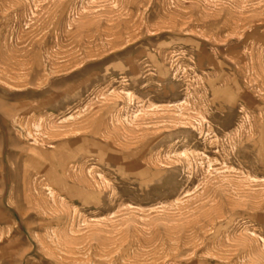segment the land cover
I'll return each mask as SVG.
<instances>
[{"label": "rangeland", "instance_id": "374dc122", "mask_svg": "<svg viewBox=\"0 0 264 264\" xmlns=\"http://www.w3.org/2000/svg\"><path fill=\"white\" fill-rule=\"evenodd\" d=\"M0 264H264V0H0Z\"/></svg>", "mask_w": 264, "mask_h": 264}]
</instances>
